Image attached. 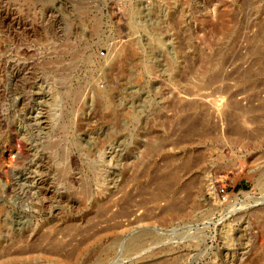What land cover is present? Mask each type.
<instances>
[{"label":"rangeland","instance_id":"1","mask_svg":"<svg viewBox=\"0 0 264 264\" xmlns=\"http://www.w3.org/2000/svg\"><path fill=\"white\" fill-rule=\"evenodd\" d=\"M70 263L264 264V0H0V264Z\"/></svg>","mask_w":264,"mask_h":264},{"label":"bare ground","instance_id":"2","mask_svg":"<svg viewBox=\"0 0 264 264\" xmlns=\"http://www.w3.org/2000/svg\"><path fill=\"white\" fill-rule=\"evenodd\" d=\"M233 106H234V105H233ZM228 107H229V105H228ZM168 172H169V171H168ZM176 172H177V173H180V172H178V171H176ZM172 173H173V172H172ZM174 173H175V172H174ZM177 173H176V174H177ZM163 174H164V173H163ZM166 174H167V172H165L164 175H166ZM176 174H174V175H176ZM169 175H170V174H169ZM179 175H180V174H179ZM180 181H181V180H180ZM185 184H186V183H185ZM194 186H195V185H194ZM191 187H192V186H191ZM179 189H181V188H179ZM192 189H193V188H192ZM182 191H183V190H182ZM192 191H193V190H192ZM176 192H177V191H175V193H176ZM181 193H182V192H181ZM190 195H192V194H190ZM176 196L178 197L179 195H176ZM183 196H184V195H183ZM183 196H182V197H183ZM174 197H175V196H174ZM187 197H188V196H187ZM190 197H191V196H190ZM191 198H192V197H191ZM194 198H195V197H194ZM194 198H193V199H194ZM185 199H187V198H185ZM188 199H189V198H188ZM176 200H177V199H176ZM182 200H183V199H182ZM182 200H181V201H182ZM179 201H180V200H179ZM183 201H184V200H183ZM185 201H186V200H185ZM189 201H190V200H189ZM172 202H173V201H172ZM176 202H177V201H176ZM169 203H170V202H169ZM167 204H168V203H167ZM176 206H177V205H176ZM172 207L174 208L173 204H169V205H168V208H172ZM165 208H166V207H165ZM171 210H173V209H171ZM177 210H178V209H177ZM166 211H167V210H166ZM173 211H174V210H173ZM163 212H164V211H163ZM172 214H173V213H172ZM178 215H179V213H178ZM73 230H74V229H73ZM61 233H62V232H61ZM64 235H65V233H64ZM68 235H69V234H68ZM71 238H72V237H71ZM73 238H75V237H73ZM58 239H59V238H58ZM56 240H57V239H56ZM62 240H63V239H62ZM62 240H61V241H62ZM72 240H73V239H72ZM63 241H64V240H63ZM158 241H159V240H158ZM57 242H58V240H57ZM57 242H56V243H57ZM64 242H65V241H64ZM73 242H74V241H73ZM56 243H55V244H56ZM158 243H159V242H158ZM158 243H157V244H158ZM55 244L53 245L52 248L55 247ZM67 244H68V243H67ZM56 245H57V244H56ZM68 245H69V244H68ZM61 246L63 247L64 244H63V243H62V245L60 244V247H61ZM64 248H65V247H64ZM76 248H78V247H76ZM170 248H172V247H170ZM71 249H73V251H69V250H71ZM71 249L68 250V251H69L68 253H66V252L64 253V252L61 250V248L59 249V248L57 247V248H55V251H53V252L56 253V254L58 255V257H57V255H56V257L59 259V261H63V262H64V261H65V262H66V261H70V260L74 261V260H73V258L75 257L74 254H75V253L79 254V253L74 251L75 248H71ZM78 249H79V248H78ZM78 249H77V250H78ZM49 250H50V249H49ZM60 250H61V251H60ZM66 250H67V249L65 248L64 251H66ZM23 251H24V250H23ZM62 252H63V253H62ZM46 255H47V254H46ZM46 255H45V256H46ZM49 255H50V254H49ZM52 256H53V255H52ZM52 256H51V257H52ZM77 256H78V255H77ZM51 257H50V258H51ZM47 258H48V257H47ZM53 258H54V256H53ZM53 258H52V259H53ZM55 260H56V259H55ZM74 262H75V261H74ZM70 264H71V263H70Z\"/></svg>","mask_w":264,"mask_h":264}]
</instances>
